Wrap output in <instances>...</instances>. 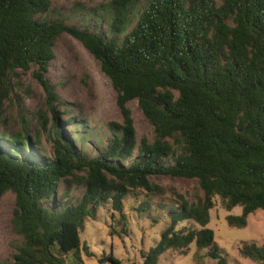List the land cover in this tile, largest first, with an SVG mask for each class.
Returning a JSON list of instances; mask_svg holds the SVG:
<instances>
[{
  "label": "trees",
  "instance_id": "obj_1",
  "mask_svg": "<svg viewBox=\"0 0 264 264\" xmlns=\"http://www.w3.org/2000/svg\"><path fill=\"white\" fill-rule=\"evenodd\" d=\"M65 33L100 62L115 92L122 122L109 123L105 143L91 140L87 120L43 73ZM32 67L45 91L35 112L19 92ZM13 100L18 127L8 129ZM132 101L152 140L138 142ZM41 129L53 140L50 154ZM166 176L193 180L194 199L172 190L171 203H154L167 195L155 181ZM61 181L81 197L57 196ZM8 192L20 238L8 264H83V252L95 255L82 241L87 221L109 207L111 234L128 233L130 197L134 213L154 223V210L168 217L142 264L192 243L228 264L208 227L216 199L228 211L242 207L226 217L230 226L264 210V0H106L69 12L54 0H0V197ZM239 252L264 264V244ZM99 261L121 264L113 251Z\"/></svg>",
  "mask_w": 264,
  "mask_h": 264
},
{
  "label": "rangeland",
  "instance_id": "obj_2",
  "mask_svg": "<svg viewBox=\"0 0 264 264\" xmlns=\"http://www.w3.org/2000/svg\"><path fill=\"white\" fill-rule=\"evenodd\" d=\"M103 1L106 0H54V5L61 8L63 12H69L71 9L89 8ZM55 53L56 57L51 61L49 69L43 73L56 85V91L61 95L66 107L72 108L76 114L80 111L81 117L87 120V129L92 136L91 140L105 143L106 138L111 134L109 123L122 122V115L109 78L102 72L100 62L78 39L68 33L58 39ZM37 68L32 67L29 71L21 73L20 78L23 90L20 89L19 92L24 97L28 109L33 112L45 106V91L33 75ZM13 101L8 106V129L18 127L15 111L17 101ZM130 108L138 142L145 136L152 140V127L143 115L138 102L132 101ZM41 139L46 152L50 154L53 140L48 129H41ZM155 181L163 186L167 195L154 197V203H158L162 199L164 202L171 203L170 192L172 190L185 195L188 201L194 199L195 184L193 180L166 176ZM82 192L80 187L76 185L69 187L67 182L61 181L58 185L57 196L68 193L69 198L75 201L81 197ZM128 199L129 202L126 204L129 218L128 233L111 234L113 219L109 207L101 208L98 214L99 219L87 221L85 230L81 234L82 241L95 255L87 256L83 252V264H111L99 261L100 257L111 253V251L121 264H142L141 251L148 250L159 241L161 232L168 223L166 210H154L153 215L159 218V221L154 223L145 214L134 213L131 204L138 205L139 202H134L131 197ZM14 201L15 196L11 192L0 197V263L3 264L13 261V254L17 252L20 240L18 234L13 231L11 223ZM241 212V206H236L230 211L226 210L218 198L216 207L211 210L208 227L214 231L220 254L227 258L228 264H259L255 260L242 257L239 251L247 243L264 244V210L258 209L251 213L245 227L230 226L226 217L240 215ZM68 263L75 264L71 260ZM158 264L219 263L218 259L208 255V249L199 248L195 243H192L185 254L174 250L165 252Z\"/></svg>",
  "mask_w": 264,
  "mask_h": 264
}]
</instances>
